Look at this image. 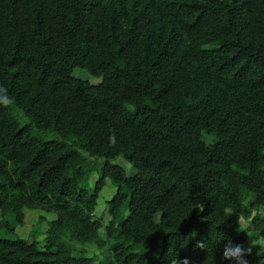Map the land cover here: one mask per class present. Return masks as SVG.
Returning a JSON list of instances; mask_svg holds the SVG:
<instances>
[{
    "label": "trees",
    "instance_id": "obj_1",
    "mask_svg": "<svg viewBox=\"0 0 264 264\" xmlns=\"http://www.w3.org/2000/svg\"><path fill=\"white\" fill-rule=\"evenodd\" d=\"M0 84V227L56 216L0 264H231L227 239H264V0H0Z\"/></svg>",
    "mask_w": 264,
    "mask_h": 264
},
{
    "label": "rangeland",
    "instance_id": "obj_2",
    "mask_svg": "<svg viewBox=\"0 0 264 264\" xmlns=\"http://www.w3.org/2000/svg\"><path fill=\"white\" fill-rule=\"evenodd\" d=\"M74 75L81 79L88 80L93 84L100 81V79L92 77L86 70L80 68H76L74 70ZM115 162L125 167L128 173L132 174L134 172L131 164L123 157L118 158ZM98 176L99 174L95 172L86 182L89 190L93 189ZM115 193L116 187L110 180H108L106 186L100 193L96 211L97 217L102 219L103 223H105L106 225L111 221V217L107 208V201L111 199ZM25 213L26 217L23 224H17L16 220L13 217H8L7 220L9 221L10 225L0 227V237H6L9 239L26 238L30 241H32L33 239H37L38 241H40V246L42 247L46 243L45 240L47 236V230L50 227V222L56 216L54 213L45 212L40 208L26 209ZM40 217H42L41 221H39ZM108 246H106L105 248H99L95 244L86 245V255L94 257L96 259V264L106 261L110 254V249L108 248ZM260 246H264V239L247 245L246 249H250L251 252L258 250ZM75 255H77V253H75Z\"/></svg>",
    "mask_w": 264,
    "mask_h": 264
},
{
    "label": "clouds",
    "instance_id": "obj_3",
    "mask_svg": "<svg viewBox=\"0 0 264 264\" xmlns=\"http://www.w3.org/2000/svg\"><path fill=\"white\" fill-rule=\"evenodd\" d=\"M12 102V98L8 93L6 86L0 84V104L8 105ZM225 239H227L225 237ZM250 255V249L244 248L242 245L235 244L231 239H227L222 251V258L230 261L231 264H249L246 256Z\"/></svg>",
    "mask_w": 264,
    "mask_h": 264
}]
</instances>
